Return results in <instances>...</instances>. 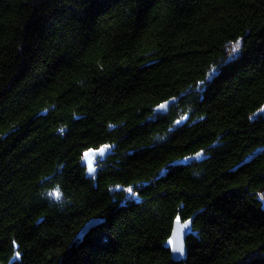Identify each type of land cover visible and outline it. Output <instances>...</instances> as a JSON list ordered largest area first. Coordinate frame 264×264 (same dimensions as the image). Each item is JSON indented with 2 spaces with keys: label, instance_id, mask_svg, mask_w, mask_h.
<instances>
[{
  "label": "trees",
  "instance_id": "trees-1",
  "mask_svg": "<svg viewBox=\"0 0 264 264\" xmlns=\"http://www.w3.org/2000/svg\"><path fill=\"white\" fill-rule=\"evenodd\" d=\"M263 206L264 0H0V264H264Z\"/></svg>",
  "mask_w": 264,
  "mask_h": 264
},
{
  "label": "water",
  "instance_id": "water-1",
  "mask_svg": "<svg viewBox=\"0 0 264 264\" xmlns=\"http://www.w3.org/2000/svg\"><path fill=\"white\" fill-rule=\"evenodd\" d=\"M173 103L174 101L171 100L158 106L154 111L155 115L164 113ZM108 154L109 148L103 147L96 151H89L82 157L81 166L86 170L88 177H92L98 171L97 163H95V161L107 157ZM92 224L94 223H90V225H88L83 232L85 233ZM189 229V222L180 223L177 221L173 223L170 245L171 254L174 259H179L185 256L184 240Z\"/></svg>",
  "mask_w": 264,
  "mask_h": 264
}]
</instances>
